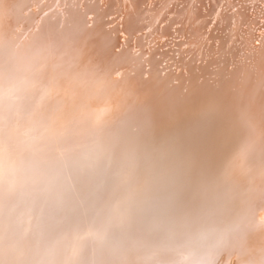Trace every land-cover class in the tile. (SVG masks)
<instances>
[{
  "label": "rangeland",
  "instance_id": "rangeland-1",
  "mask_svg": "<svg viewBox=\"0 0 264 264\" xmlns=\"http://www.w3.org/2000/svg\"><path fill=\"white\" fill-rule=\"evenodd\" d=\"M142 1L145 2L146 0ZM144 2L141 3V0H139V2L137 0H13L14 4L12 6L15 7V10L14 7H12L13 18H9L10 21H7L6 23L9 27V33L5 32L7 34H4L3 32V36L5 39L4 41L2 39L3 37L1 36L2 33L0 34V58L5 54L7 56L11 55L8 58L12 59L13 64V61H16L19 57L22 56L23 53L27 54L30 51L32 55L45 56L46 59L50 58V61L47 64V70H28L27 80H24V83L23 81L22 83L18 82L17 90L10 93V97H7L9 96L7 95V98L4 100L5 102L3 101L2 105H0V131H2L0 132V235L4 233V235L0 237V249L2 248L0 251V257H3L0 258V264H5V262L6 264H8L7 261H9V263L11 264H29V262L30 264H53V262H55L56 260L58 262H55L54 264H100L104 259H108L109 262H113V264H130L134 261L135 262L133 264H138L140 259V261L144 262H140V264H222V262L227 264L228 261H230L228 262L229 264H235L236 261V264H264V0H147L145 2L147 5H145ZM23 4L25 7H23ZM13 13H15L16 15L21 14L19 16L20 18ZM108 13L111 14H109V17L107 16ZM87 15L88 17L90 15V17L88 18ZM16 21L18 22V24H16ZM89 22L93 24V26H95V28H97L103 36V42L105 46L102 47L100 45L101 47L98 49L99 54L104 52L106 58H104L103 60H107L108 62L110 61L109 63H107V66L102 69V71H98L96 68H94L93 64H91L92 62L96 63V61L98 62L99 60V66H101L102 62L101 59H98V57H94L95 55H93L92 53L90 55L89 45H91V43L89 39H86L85 43L82 41L83 43L81 42L76 46L75 39L82 34L83 28H80L81 24L84 23L88 26V24H90ZM13 26H15V29ZM8 36L11 37L8 38ZM18 36H20L22 39ZM1 39L3 43L1 42ZM15 41L16 43H13ZM10 42H12L13 44ZM3 44L5 45V48L3 47ZM14 45L16 46L13 47ZM4 50L8 51L6 52ZM3 59L4 58H2V60ZM158 60L161 61H159L158 63ZM117 62H120V64L118 65V67H115ZM76 65L77 73L75 74V71L73 72L71 71V69H74ZM114 68H118V71L112 74V77H115L116 75H120L121 77H123L125 75H128L129 73L136 74L138 73V71L143 72L141 73V76H145V74L149 75L148 77L151 79V81H153L155 85H160V90L167 97H165L162 103L157 106L156 111L155 109H151L152 107H149L150 111H147L146 113L145 110L148 109L145 108V105L147 104L146 101L138 106V108H134V106H132L131 108L127 107V109H125V112L122 111L120 113L118 110H116L114 113V117L112 113H109L110 110L108 109V104H103L101 107L98 106L99 108L93 105L89 107L90 109L88 108L89 110L82 109L79 106L80 104L78 101L79 99L81 101V97L83 94L89 95V91L87 90L89 88H92V82L96 81L98 76H103L111 72ZM84 71H87L89 73L87 77H84ZM78 77H81L80 81ZM19 84L22 87H19ZM52 85H54L55 87ZM78 85H82V87L78 88ZM50 89L52 91V94H50ZM46 91L48 93L47 99L45 98V94L43 95V93ZM59 92H64L67 96L63 95L64 98H62L58 95ZM52 95L54 97H52ZM13 97L16 98L15 100L17 104L15 101H13ZM8 98L12 104L10 103ZM93 99L97 101L100 100L99 97H94ZM148 99L149 98H145L144 100ZM217 102L220 103H218L217 105ZM208 106L210 107V109ZM10 109L13 110L12 113L14 115L10 113ZM194 111H197V113H195ZM89 113L91 116L90 121L95 124V129L99 130L100 128L99 132L103 135H100L103 141L88 136L87 132L81 133L83 132L81 131L82 125L84 123L83 121L86 119V117H88ZM204 113L207 116H205ZM67 114H69L68 119ZM193 115L195 117H193ZM6 116L11 121L15 118V116H23L25 118V122H22L20 130H16L15 128H12L14 127L12 125V122L11 124H9L10 127H8L6 124L5 126L2 125V119ZM76 116H78V118L73 121ZM186 117L188 119H186ZM199 119H201V122ZM203 119L207 120L208 122ZM14 120L16 122L17 118ZM196 120L198 122H196ZM182 122H191V124L187 123V125L190 126L188 127L187 125H185V129L183 125L186 123L183 124ZM202 122H204V124ZM198 124L201 126H199ZM234 124L235 126H233ZM174 126L175 128H173ZM3 127H7L6 129L8 130V132ZM190 127L192 130H194V132L190 129ZM195 127L197 130L195 129ZM198 127H201L202 129L200 128V130ZM164 128L167 129H165V132ZM224 128L226 130H224ZM56 130H58V133ZM63 130L64 132H66L65 135L64 133H62ZM190 131H192V134H189L191 133ZM3 132H6V134ZM20 132L21 134H23L22 136H20ZM71 132H73L74 135L70 134ZM114 133H116V137H113ZM165 133H168V135L164 136ZM172 133L173 135H171ZM174 134H176L177 137L175 136V138H173L172 136H174ZM199 134L203 135L200 136ZM79 135L82 136L80 139L78 138ZM187 135L188 137H186ZM41 137L45 141V144H43L44 142ZM58 137L62 139H59ZM28 138H30V140ZM20 139L24 140V145L18 144ZM63 139H65L66 141ZM218 139L219 142H217ZM2 140L6 141L3 143ZM14 140L17 142H14ZM60 140H63L65 144L67 142L69 147H67V144L64 145V142L62 143ZM69 141L71 142V145ZM50 142H52L53 144ZM59 142H61V144ZM15 145L16 147H14ZM218 145L220 146L218 147ZM23 146L26 148H24ZM71 147L73 148V151L72 149H69ZM19 148H22L20 152L17 151L19 150ZM34 148L39 153L35 152L36 150ZM235 148H237V150ZM11 149H14V152ZM122 149L123 152H121ZM7 150L12 151V154ZM30 150L33 152H31ZM213 150H216L217 153L216 151L213 152ZM234 150L237 152H235L236 155L234 153ZM218 151H220V153ZM221 151L226 153L227 156ZM54 152H56L57 155ZM230 152H233L234 154ZM217 154L220 156H217ZM72 155H75L77 157ZM223 155H225V157ZM228 155L230 156V159ZM232 155L234 157L236 156L235 159H232L234 158L232 157ZM14 156L16 158L12 159ZM34 158L36 159V161L34 160ZM47 158L49 160H47ZM58 159L61 162H59ZM45 160L47 161V163ZM54 160L56 161V163L53 162ZM103 160L105 162H103ZM77 161L78 163H76ZM213 161L218 162L215 164ZM238 161L241 163L238 164ZM12 162L13 164H11ZM62 164L64 166H62ZM73 164L78 167H73ZM232 164L233 166H230ZM25 165H27L26 168L24 167ZM38 166L40 169H38L37 172ZM203 166L205 168H203ZM78 168L80 171L78 170ZM228 168L230 169L228 170ZM26 169L30 170L28 171ZM33 169L35 171H33ZM213 169L217 171H214ZM231 169L233 170V172H235V174ZM70 170L73 171L74 174L73 172L71 173ZM236 170L239 171L238 174L236 173ZM242 170L244 171L242 172ZM68 171L71 173V175ZM75 172L77 175L75 174ZM40 173L42 174V176ZM65 173H68V175H66ZM15 174H19V176H16ZM201 174L203 176H201ZM229 174L232 176H230ZM236 174L239 176V183L237 182L238 176ZM239 174L241 175V177ZM36 177L40 180H37ZM70 177L72 179L75 178V182H78H76V184H73L75 183L73 180V182L71 183L72 180L70 179ZM82 177L85 178L83 179ZM30 178L31 180H33V182H30ZM22 179L23 183L21 181ZM80 180L83 181V184L82 181L80 182ZM84 180L88 181L86 182ZM14 181L20 185L19 188V185H17ZM77 183H81V185H78ZM88 183L91 184L90 187L92 189L88 186ZM240 184L243 186H241ZM15 185L16 187H14ZM238 185L241 187V189ZM235 186H238L240 190L237 189V187L236 189H234ZM36 188H39L40 192L37 191L38 189ZM8 189L10 190V193ZM26 190H28L30 193H27L28 191L26 192ZM219 190L220 192H224L220 193ZM231 191H233L234 193ZM19 192L21 193V195ZM24 192L28 195H26ZM68 192L70 193L68 194ZM232 193L235 194L238 199L235 198V195H233L232 197ZM86 194L88 196H86ZM91 194L92 198L95 199L97 197V199H99H92L90 197ZM189 194L190 196H188ZM200 194L201 196H199ZM226 195H228V197ZM120 196L122 197V200L120 199ZM100 197L102 198V200ZM188 197H191L192 200ZM194 197L197 199L195 200ZM90 198L93 200L92 202L89 201L91 200ZM200 198L204 202H202ZM38 199L40 201H38ZM235 199L236 201H234ZM15 200H17V202ZM23 200L26 205L23 203ZM185 200L187 201V203ZM98 201L99 204L101 203L100 205L95 204ZM191 201L192 203L189 205ZM195 201L197 204L195 203ZM212 201L214 202V204L212 203ZM229 201L231 203L234 201V204L232 203L231 206V203H229ZM219 202L222 204H219ZM27 203L30 204L28 207ZM91 203L93 204V207L95 205L93 209ZM193 203L196 204L197 207ZM223 203L226 207H224ZM235 203L238 204V206ZM104 204H106L107 206ZM200 204L202 205V207L200 206ZM227 204L229 205L227 206ZM112 205L115 207H113ZM213 205L217 207H212ZM87 206L91 207L87 208ZM220 206L221 208H223V210L226 211V213L225 211L222 212L223 210L220 208ZM101 207H103V209L105 207H108L110 213H107L109 215L112 213L113 214L108 217L106 213L107 209L105 208V210H103ZM127 207L128 209L126 210ZM218 207L220 208L221 212L219 211ZM231 207L232 210H230ZM97 208L100 209L97 211ZM84 209L87 212H85ZM184 209L185 212H183ZM194 209L199 210L195 211ZM234 209L235 211H233ZM111 210L113 211L111 212ZM57 211L58 214H55L57 213ZM120 211H122L123 215ZM180 211L183 212V214ZM191 211L195 214L190 213ZM230 211L232 213H230ZM163 212L167 213H165L164 215ZM176 212L178 213L177 215H175ZM104 213L107 216H105ZM126 213H129L128 216ZM186 213L188 214L185 215ZM168 214L170 216H168ZM172 214L177 219L173 217ZM189 214L191 215V217ZM205 214L208 216H205ZM113 215H115L116 217ZM211 215H217L216 217L218 218H216L215 216V218L211 217ZM162 216L163 218L165 217L164 220ZM182 216L183 218H181ZM230 216L234 217L231 218ZM120 217L125 218V220L121 219ZM168 217L169 220H166L168 219ZM219 217H222V221H220L221 219L219 220L220 222L218 221ZM95 218L97 219V221L95 220ZM135 218L136 221H134ZM193 218H195L194 221ZM170 219H174L175 222L173 220L171 221ZM184 219L189 220L185 222ZM209 219H211L212 221ZM122 220H124L123 222H127L123 223ZM180 220L184 221L185 223L181 222ZM201 220L203 221V223ZM24 221L25 223H27L25 224ZM120 221L121 224L119 223ZM169 221L171 222L169 223ZM215 221H218L217 223L219 224H217ZM22 222L23 224L20 225V223ZM115 222H118L122 227L117 225ZM190 222L191 224L192 222H195V226H193L194 224L191 225ZM212 222L214 224L216 223L219 226L222 225L221 228L223 230L219 226H216V224L214 226ZM233 222L237 223L234 224ZM182 223L184 224L183 227H185L184 230L183 227H181L182 230L179 228V226H182L179 224ZM187 223L188 225H190H186ZM125 224L128 226L126 227ZM135 224L137 225L135 226ZM200 224H202L203 227L202 225L200 226ZM174 226L176 229L174 228ZM186 226L189 228H187ZM191 226H193L192 229L190 228ZM199 226L201 227V229ZM227 226L230 227L229 229H233L230 230V233ZM117 227L119 228V233L117 232ZM133 227L134 231H132ZM140 227L143 229L141 230L144 233L139 230ZM197 227H199V229ZM259 227H261L262 229ZM217 228L219 229V232L224 235V237L229 235V239L227 240H229V242L233 244H236V246L234 247V245H232L231 243L229 244V242H226V246H224L225 244L223 245L226 249L222 246V249L224 248V251L220 249L221 247H218L217 249L216 247L218 244L215 240L220 234ZM20 229L23 231V234ZM124 229L127 230L125 231ZM168 229H170L171 232ZM152 230L154 231L153 233L151 232ZM166 231L168 234H166ZM175 231L177 232V234L181 232V235H179L180 237L178 235H175L176 233H172ZM224 231L228 232L224 234ZM80 232L83 234H81ZM126 232L128 234H126ZM195 232L198 237L193 236ZM212 233L215 235H213ZM232 233H234L235 235ZM16 234L17 236H15ZM205 234L206 237H203V235ZM211 234L213 235V237ZM81 235H83L84 237ZM232 235L233 237H235L233 238ZM115 236L118 238V240L117 238H115ZM130 236L132 237L130 238ZM157 236L159 240L157 239ZM172 236H175V238H171ZM181 236L182 238L184 237V242L182 241ZM189 236L192 237L190 238ZM15 237L18 238L13 239ZM60 237L63 238V240H61ZM93 237L95 238L93 239ZM133 237L135 238L134 240ZM162 237L165 239H163ZM177 237L179 238V240ZM149 238H151L152 240L149 241ZM17 239H19L20 243L17 242ZM57 239L60 240L57 241ZM136 239L137 241L140 239L141 240L137 242ZM174 239L177 240L175 241ZM192 239H196V241ZM3 240L8 241L5 242L6 245L2 243ZM9 240H11V242ZM15 240L17 243L13 242ZM130 240H133V242ZM144 240L147 242L145 243ZM191 240L193 241L194 245L193 243H191ZM211 240L215 241L214 245L213 243H211ZM54 241H56L57 243H55ZM118 241H120L122 246H119ZM259 241H261V243H259ZM63 242L64 244H62ZM67 242H69V244ZM105 242L107 243V245ZM114 242L117 243L115 244ZM149 242L152 243V246ZM187 242H189L190 246L187 245ZM8 243L11 245V247ZM171 243H173L174 246ZM174 243L178 244L175 245ZM183 243L191 248L189 249L185 244V246L183 247ZM200 243L201 245H199ZM130 244L132 245V247H129L131 246ZM16 245L18 247H16ZM64 245L67 246L65 247ZM117 245L118 248H116ZM140 245L146 246L140 248V250H143L144 248L143 251L139 250V247H141ZM154 245L156 247H159L157 248L158 251L156 250V247ZM170 245L173 246V249L172 246L169 248ZM6 246L8 248H6ZM133 246L134 248L136 247V249L139 251L137 252L136 249L132 251V249H134ZM148 246L151 247L149 248ZM177 246L180 249L179 252L175 249H178ZM194 246H197V248H195ZM128 247L132 249L130 250ZM18 248L20 249L19 251ZM126 248H128V250H125ZM182 248H186V250L188 251L184 250L185 252L183 253ZM206 248L208 251L206 250ZM5 249H7V251ZM14 249L15 251L13 252ZM53 249L55 251H53ZM96 249H98V251H100L102 254L96 251ZM226 250L237 252V254L233 253L230 255L229 253L231 251L226 252ZM112 251L114 252L111 253ZM122 251L123 253L126 252V254L123 256L121 255ZM172 251L173 253L175 252V256H173ZM189 251L191 252L189 253ZM192 251L198 253H193ZM4 252H6L7 254L5 253V255ZM19 252H21V255L24 254L26 258L23 255L20 256ZM27 252L29 257L33 254L34 258L32 256L31 258H29L26 254ZM117 252L119 254V257ZM159 252L161 254H159ZM170 252L171 254H169ZM224 252L227 254H225ZM55 253H57V255H54L51 258V256ZM135 253L138 254L134 255ZM37 254L40 257L37 256ZM90 254H92L93 256H91ZM139 254L143 255H141L140 257ZM163 254H166L165 256L167 257H165ZM234 254H236L237 256L240 255V257L236 256L237 258H235V256H233ZM112 255L115 256L116 259L112 257ZM223 255H226L227 258ZM44 256L46 259L44 258ZM86 256L89 259H87ZM97 256L100 258V262L98 261L99 258ZM101 256H103L104 259L101 258ZM108 256L110 257V259L108 258ZM169 256L170 258H168ZM228 256H231V260H229ZM35 257L37 259H35ZM247 257L249 258L247 259ZM91 258H96L97 260L94 259L93 262ZM261 258L262 260L260 261ZM12 259L14 262L12 261ZM19 259H21V261H19ZM30 259H32L33 261ZM43 259H45V261H43ZM35 260L37 261L35 262ZM46 260L48 261L47 263ZM130 260H132V262Z\"/></svg>",
  "mask_w": 264,
  "mask_h": 264
},
{
  "label": "bare ground",
  "instance_id": "bare-ground-1",
  "mask_svg": "<svg viewBox=\"0 0 264 264\" xmlns=\"http://www.w3.org/2000/svg\"><path fill=\"white\" fill-rule=\"evenodd\" d=\"M15 1V0H14ZM17 1V0H16ZM20 1V0H19ZM45 1V0H44ZM116 1V0H115ZM122 1V0H121ZM138 2H139V0H137ZM147 1V0H146ZM145 1V2H146ZM159 1V0H158ZM142 2H144V1H142L141 0V3ZM144 2V3H145ZM152 2V1H151ZM39 3V2H38ZM65 3V2H64ZM67 3V2H66ZM117 3V2H116ZM219 3V2H218ZM14 3H13V0H0V34L2 33V39H3V41L5 40L4 39V34H7V33H5V32H8V29H9V27H8V25L6 24L7 23V21H10L9 20V18L11 19V17L13 18V16H12V7H14V6H12ZM22 4V3H21ZM148 4H149V2H148ZM17 5V4H16ZM26 5V4H25ZM99 5V4H98ZM136 5H137V3H136ZM139 5V4H138ZM145 5H147L146 3H145ZM208 5V4H207ZM22 6V5H21ZM34 6H35V4H34ZM43 6H44V4H43ZM23 7H25L24 6V4H23ZM113 7V6H112ZM143 7V6H142ZM41 8V7H40ZM89 8H90V6H89ZM109 8V7H108ZM202 8V7H201ZM200 8V9H201ZM43 9V8H42ZM93 9V8H92ZM14 10H15V7H14ZM76 10V9H75ZM74 10V11H75ZM89 10V9H88ZM112 10V9H111ZM142 10V9H141ZM26 11V10H25ZM42 11V10H41ZM107 11V10H106ZM113 11V10H112ZM14 12V11H13ZM18 12V11H17ZM19 12H21V11H19ZM39 12H40V10H39ZM88 12H90V11H88ZM16 13V12H15ZM15 13H13V14H15ZM99 13V12H98ZM103 13V12H102ZM141 13V12H140ZM142 13H143V11H142ZM23 14V13H22ZM79 14V13H78ZM89 14V13H88ZM109 14L110 13H108V17H109ZM113 14V13H112ZM139 14V13H138ZM16 15V14H15ZM21 15V14H20ZM20 15H16L17 17H19ZM101 15H103V14H101ZM111 15V14H110ZM207 15V14H206ZM41 16V15H40ZM81 16V15H80ZM122 16V15H121ZM17 17H16V19H17ZM61 17H62V15H61ZM72 17V16H71ZM87 17H88V15H87ZM89 17H90V15H89ZM88 17V18H89ZM97 17V16H96ZM105 17H106V15H105ZM14 18H15V16H14ZM20 18V17H19ZM23 18V17H22ZM135 18V17H134ZM24 19V18H23ZM82 19H83V17H82ZM186 19V18H185ZM3 20H4V22H3ZM14 20V19H13ZM38 20V19H37ZM73 20V19H72ZM76 20V19H75ZM88 20V19H87ZM104 20V19H103ZM184 20V19H183ZM19 21V20H18ZM41 21V20H40ZM132 21H133V18H132ZM17 22V21H16ZM15 22V23H16ZM21 22V21H20ZM38 22V21H37ZM43 22V21H42ZM25 23V22H24ZM35 23V22H34ZM90 23V22H89ZM103 23H105V22H103ZM185 23V22H184ZM183 23V24H184ZM6 24V25H5ZM14 24V23H13ZM16 24H18V22L16 23ZM78 24V23H77ZM189 24V23H188ZM191 24V23H190ZM15 25V24H14ZM21 25V24H20ZM25 25V24H24ZM48 25V24H47ZM12 26V25H11ZM188 26V25H187ZM14 27V29H15V26H13ZM17 27V26H16ZM19 27V26H18ZM71 27V26H70ZM44 28V27H43ZM80 28H83L82 29V34L81 35H79V37H77L75 40H76V46L77 45H79V43H81L82 41L85 43L86 42V39H89V41H90V43H91V45H89V53H90V55H91V53L93 54V55H95L94 57H98V59H101V62H102V65L101 66H99V60H98V62L96 61V63H91V64H93V66H94V68H96L98 71H102V69L104 68V67H106L107 66V63H109L107 60H103L104 58H106L105 57V53L103 52V53H100L99 54V48L102 46V47H104L105 46V44H104V42H103V36L101 35L102 33L97 29V28H95V26H93V24H88V26L87 25H85L84 23H82L81 24V26H80ZM27 29V28H26ZM30 29V28H29ZM7 30V31H6ZM10 30H11V28H10ZM13 30V29H12ZM25 30V29H24ZM17 31V30H16ZM34 31V30H33ZM3 32H4V34H3ZM26 32H27V30H26ZM90 32V33H89ZM121 32H122V30H121ZM9 33V32H8ZM89 33V34H88ZM186 33H187V30H186ZM21 34V33H20ZM19 34V35H20ZM36 34V33H35ZM54 34V33H53ZM180 34V33H179ZM10 35V34H9ZM126 35V34H125ZM177 35V34H176ZM217 35V34H216ZM12 36H13V34H12ZM20 36H22V35H20ZM20 36H18L19 38H21ZM52 36V35H51ZM57 36H58V34H57ZM9 37H11V36H8V38ZM17 37V36H16ZM23 37V36H22ZM83 37V38H82ZM182 37V36H181ZM216 37V36H215ZM13 38V37H12ZM122 38V37H121ZM2 39H1V42L3 43V41H2ZM18 39V38H17ZM22 39V38H21ZM85 39V40H84ZM123 39V38H122ZM181 39V38H180ZM16 40V39H15ZM19 40V39H18ZM14 41V40H13ZM31 42V41H30ZM82 42V43H83ZM1 43V44H2ZM6 43V42H5ZM4 43V44H5ZM10 43H12V42H10ZM13 43H16V41L15 42H13ZM12 43V44H13ZM3 44V47L5 48V45ZM18 44H19V42H18ZM101 45V46H100ZM185 45V44H184ZM1 46V45H0ZM9 46V45H8ZM16 45H14L13 47H15ZM75 46V47H76ZM99 46V47H98ZM7 47V46H6ZM98 47V48H97ZM116 48V47H115ZM2 49V48H1ZM8 49V48H7ZM31 49H32V47H31ZM91 49V50H90ZM11 50V49H10ZM2 51V50H1ZM4 51H6V50H4ZM8 51V50H7ZM6 51V52H7ZM29 51V50H28ZM76 51H78V50H76ZM83 51V50H82ZM105 51V50H104ZM10 52H12V51H10ZM26 52V51H25ZM4 53V52H3ZM9 53V52H8ZM7 53V54H8ZM76 53H79V52H76ZM156 53V52H155ZM31 53H30V51L26 54V53H23L22 54V56L21 57H19L16 61H13V64H12V59L11 58H8L9 56H11V55H9V56H7L6 54L3 56V57H1L0 58V67H1V69H0V105H2V103H3V101L7 98V97H10V93H12L13 91H15V90H17V88H18V82H21L22 83V81H23V83H24V80H27V71L28 70H30V71H37V70H42V69H44V70H47V64H48V62L50 61V58H45V56H35V55H30ZM1 55V54H0ZM2 58H4L3 60H2ZM79 58V57H78ZM108 59H109V57H108ZM112 59V58H111ZM156 59V58H155ZM86 60V59H85ZM106 61V62H105ZM151 61V60H150ZM156 61V60H155ZM159 61H161V60H158V63H159ZM7 62V63H6ZM81 63V62H80ZM120 64V62H117L116 63V66L115 67H118V65ZM155 65V64H154ZM152 66V65H151ZM207 67V66H206ZM205 68V67H204ZM92 70V69H91ZM71 71H75L74 73L76 74L77 73V65L74 67V69H71ZM118 71V68H114L111 72H109V73H107V74H105V75H103V76H98V78H97V80L96 81H93L92 82V88H89L87 91H89V95H85V94H83L82 95V97H81V101H80V99H79V106L82 108V109H87V110H89L90 108L89 107H91V106H96L97 108H99L98 106H102L103 104H108V109L110 110L109 111V113H112V115H113V117H114V113H115V111L116 110H118L120 113L122 112V111H126L125 109H127V107H132V106H134V108H138V106H140L144 101H146L147 102V104L145 105V108H148V109H146L145 110V113L147 112V111H150L149 110V107L151 108V109H155V111L157 110V106H159V104L160 103H162V101L165 99V97H167L166 95H164V93L160 90V85H155L154 84V82L153 81H151V79L148 77L149 75H147V74H145V76H141V73H143V72H141V71H138V73H136V74H131V73H129L128 75H125V76H123V77H121L120 75H116L115 77H112L111 75L112 74H114L115 72H117ZM90 72V71H89ZM92 72V71H91ZM34 73V72H33ZM69 75V74H68ZM84 77H87L88 75H89V73L87 72V71H84ZM97 75V74H96ZM95 75V76H96ZM61 78V77H60ZM78 79H79V81L81 80V77H78ZM63 80V79H62ZM89 80H90V78H89ZM54 81V80H53ZM61 81V80H60ZM96 82H97V84H96ZM20 83V84H21ZM19 84V87H22L21 85ZM175 84V83H174ZM61 85V84H60ZM176 85V84H175ZM52 86H54V85H52ZM51 86V87H52ZM69 86V85H68ZM55 87V86H54ZM53 87V88H54ZM80 87H82V85H78V88H80ZM84 87V86H83ZM178 87V86H177ZM180 87V86H179ZM72 88V87H71ZM69 89V88H68ZM84 89V88H83ZM22 90V89H21ZM49 90V89H48ZM54 90V89H53ZM56 90V89H55ZM26 91V90H25ZM43 92V91H42ZM52 91H51V89H50V94H52L51 93ZM56 92V91H55ZM19 94V93H18ZM25 94V93H24ZM23 94V95H24ZM27 94V93H26ZM45 94V98L47 99L48 98V93H47V91L46 92H44L43 93V95ZM49 94V95H50ZM7 95H9V96H7ZM58 95L60 96V97H62V98H64V96H67L64 92H59L58 93ZM64 95V96H63ZM7 96V97H6ZM18 97V96H17ZM21 97V96H20ZM52 97H54L53 95H52ZM94 97H99V101H97V100H95V99H93ZM14 98V97H13ZM24 98V97H23ZM22 98V99H23ZM27 98V97H26ZM145 98H149L148 100H144ZM16 98H14V100L13 101H15L16 102V100H15ZM25 99V98H24ZM28 99V98H27ZM50 99H51V97H50ZM59 99H61V98H59ZM97 99V98H96ZM8 100H9V98H8ZM10 101V100H9ZM28 101V100H27ZM26 101V102H27ZM212 101V100H211ZM217 101V100H216ZM219 101V100H218ZM5 102V101H4ZM7 102V101H6ZM55 102V101H54ZM205 102V101H204ZM10 103H11V101H10ZM218 103H220V102H217V105H218ZM8 104H9V102H8ZM12 104V103H11ZM16 104H17V102H16ZM195 104V103H194ZM197 105V104H196ZM209 105H211V104H209ZM7 106H9V105H7ZM42 106V105H41ZM216 106V105H215ZM1 107V106H0ZM15 107V106H14ZM209 107V106H208ZM5 108V107H4ZM8 108V107H7ZM18 108V107H17ZM89 108V109H88ZM198 108V107H197ZM213 108V107H212ZM220 108V107H219ZM6 109V108H5ZM13 109V108H12ZM12 109H10L11 110V112L10 113H12ZM63 109V108H62ZM65 109V108H64ZM121 109H123V110H121ZM209 109H210V107H209ZM0 110H1V108H0ZM16 110V109H15ZM65 111V110H64ZM63 111V112H64ZM206 111H208V110H206ZM5 112V111H4ZM7 112H9V111H7ZM6 112V113H7ZM33 112V111H32ZM89 112V111H88ZM195 113H197V111H194ZM210 112V111H209ZM9 113V114H10ZM38 113V112H37ZM203 113V112H202ZM211 113V112H210ZM8 114V113H7ZM6 114V115H7ZM13 114V113H12ZM65 114H66V112H65ZM207 114V113H206ZM209 114V113H208ZM214 114V113H213ZM14 115V114H13ZM12 115V116H13ZM19 115V114H18ZM51 115V114H50ZM111 115V114H110ZM186 115V114H185ZM189 115V114H188ZM191 115V114H190ZM204 115H205V113H204ZM211 115V114H210ZM4 116H5V114H4ZM27 116V115H26ZM68 116H69V114H67V119H68ZM199 116V115H198ZM198 116H196V117H198ZM201 116V115H200ZM205 116H207V115H205ZM217 116V115H216ZM180 117H181V115H180ZM193 117H195L194 115H193ZM209 117H211V116H209ZM17 118V121L15 122V120L14 119H16ZM78 118V116H76L74 119H73V121H75L76 119ZM192 118V117H191ZM203 118V117H202ZM201 118V119H202ZM212 118H213V116H212ZM217 118V117H216ZM14 119H12V121L11 120H9L8 119V117L6 116V117H3V119H2V125H4L5 126V124L8 126V127H10V125L9 124H11V122H12V125L14 126V127H12V128H15L16 130H20L21 129V126H22V122L25 120V118L23 117V116H15V118ZM31 119V118H30ZM90 119H91V116H90V113H89V115H88V117H86V119L83 121L84 123H83V125H82V128H81V131H83V132H81V133H84V132H87L88 133V136H90V137H92V138H97L98 140H102V138H101V136L100 135H102V134H100V132H99V130H100V128H99V130H96L95 129V124L93 123V122H91L90 121ZM186 119H188L187 117H186ZM201 119H199L200 120V122H201ZM206 119H207V117H206ZM209 119V118H208ZM215 119V118H214ZM28 120V119H27ZM79 120H81V119H79ZM179 120V119H178ZM203 120H205V119H203ZM212 120V119H211ZM57 121V120H56ZM185 121V120H184ZM188 121V120H187ZM190 121V120H189ZM205 121H207V120H205ZM204 121V122H205ZM235 121V120H234ZM14 122H15V124H14ZM25 122V121H24ZM30 122V121H29ZM40 122V121H39ZM66 122V121H65ZM195 122V121H194ZM196 122H198L197 120H196ZM195 122V123H196ZM204 122H202L203 124H204ZM208 122V121H207ZM220 122V121H219ZM238 122V121H237ZM78 123V122H77ZM180 123V122H179ZM183 123V122H182ZM184 123H186V122H184ZM183 123V124H184ZM188 124L190 123L191 124V122H187ZM187 123L186 124H184L183 126H184V128H185V125H187ZM195 123H194V125H195ZM201 123V124H202ZM211 123V122H210ZM24 124V123H23ZM56 124V123H55ZM174 124V123H173ZM193 124V123H192ZM208 124V123H207ZM1 125V126H2ZM11 125V126H12ZM32 125H34V124H32ZM51 125V124H50ZM67 125V124H66ZM170 125V124H169ZM182 125V124H181ZM193 125V126H194ZM199 125V124H198ZM68 126H69V124H68ZM165 126H167V125H165ZM188 126V125H187ZM190 126V125H189ZM188 126V127H189ZM199 126H201V125H199ZM206 126V125H205ZM222 126V125H221ZM233 126H235V124L233 125ZM30 127V126H29ZM60 127V126H59ZM63 127V126H62ZM87 127V128H86ZM3 128H5V127H3ZM2 128V129H3ZM7 128V127H6ZM5 128V129H6ZM27 128H28V126H27ZM71 128V127H70ZM163 128V127H162ZM167 128V127H166ZM166 128H164V132L167 130ZM173 128H175V126L173 127ZM194 128V127H193ZM199 128V127H198ZM201 128V127H200ZM199 128V129H200ZM207 128H208V126H207ZM4 129V130H5ZM9 129V128H8ZM63 129V128H62ZM61 129V130H62ZM166 129V130H165ZM172 129V128H171ZM186 129V128H185ZM188 129V128H187ZM190 129H191V127H190ZM195 129H196V127H195ZM202 129V128H201ZM200 129V130H201ZM3 130V131H4ZM7 130V129H6ZM53 130V129H52ZM69 130V129H68ZM170 130V129H169ZM173 130H175V129H173ZM192 130V129H191ZM197 130V129H196ZM224 130H226L225 128H224ZM231 130V129H230ZM12 131V130H11ZM57 131V133H58V130H56ZM72 131V130H71ZM117 131V130H116ZM115 131V132H116ZM156 131V130H155ZM184 131V130H183ZM189 131V130H188ZM193 132H194V130H192ZM192 131H190L191 133H189V134H192ZM221 131V130H220ZM0 132H2V131H0ZM7 132H8V130H7ZM26 132V131H25ZM42 132V131H41ZM68 132V131H67ZM70 132V131H69ZM162 132H163V130H162ZM167 132H169V131H167ZM172 132V131H171ZM176 132V131H175ZM201 132V131H200ZM242 132V131H241ZM3 133H5L6 134V132H3ZM2 133V134H3ZM10 133V132H9ZM62 133H64V135H65V133L66 132H64V130L62 131ZM117 133V132H116ZM116 133H114L113 134V137H116L115 135H116ZM197 133V132H196ZM221 133V132H220ZM20 134H21V132H20ZM55 134V133H54ZM61 134V133H60ZM70 134H73V132H71ZM179 134V133H178ZM185 134V133H184ZM194 134V133H193ZM8 135V134H7ZM23 134H21L20 136H22ZM34 135V134H33ZM63 135V136H64ZM67 135H68V133H67ZM74 135V134H73ZM77 135V134H76ZM158 135H162V134H158ZM168 135V133L166 134L165 133V135L164 136H167ZM171 135H173V133L171 134ZM200 135V134H199ZM198 135V136H199ZM201 135H203V134H201ZM200 135V136H201ZM221 135H223V134H221ZM1 136V135H0ZM4 136V135H3ZM15 136H16V134H15ZM53 136V135H52ZM103 136V135H102ZM175 136H176V134H174V136H172L173 138H175ZM205 136V135H204ZM219 136V135H218ZM217 136V137H218ZM13 137V136H12ZM36 137V136H35ZM40 137V136H39ZM68 137V136H67ZM73 137H75V136H73ZM82 136H78V138L80 139ZM161 137V136H160ZM177 137V136H176ZM186 137H188V135L186 136ZM191 137V136H190ZM221 137V136H220ZM232 137V136H231ZM239 137V136H238ZM6 138V137H5ZM32 138V137H31ZM37 138V137H36ZM45 138V137H44ZM47 138V137H46ZM59 138V137H58ZM70 138V137H69ZM68 138V139H69ZM77 138V137H76ZM105 138V137H104ZM159 138V137H158ZM201 138V137H200ZM227 138V137H226ZM237 138V137H236ZM17 139V138H16ZM29 140H30V138H28ZM41 139L43 140V138L41 137ZM59 139H62V138H59ZM74 139V138H73ZM168 139H171V138H168ZM232 139H233V137H232ZM40 140V139H39ZM63 140H65V139H63ZM61 141L62 143L64 142V141ZM66 140H67V138H66ZM65 140V141H66ZM71 140V139H70ZM76 140V139H75ZM74 140V141H75ZM92 140V139H91ZM234 140V139H233ZM3 141V140H2ZM6 141V140H5ZM5 141H3V143L5 142ZM33 141V140H32ZM35 141H36V139H35ZM41 141V140H40ZM46 141H47V139H46ZM74 141H73V143H74ZM103 141V140H102ZM109 141V140H108ZM155 141V140H154ZM226 141V140H225ZM14 142H17V141H15L14 140ZM29 142V141H28ZM44 142V143H43ZM43 144H45V141L43 140ZM55 142H56V140H55ZM54 142V143H55ZM61 142H59L60 144H61ZM87 142V141H86ZM207 142V141H206ZM216 142V141H215ZM217 142H219V139H218V141ZM222 142V141H221ZM234 142V141H233ZM7 143V142H6ZM24 143V140H19V142H18V144H20V145H24L23 144ZM26 143V142H25ZM32 143V142H31ZM31 143H29V144H31ZM36 143V142H35ZM49 143V142H48ZM50 143H52V142H50ZM69 143H70V145H71V142L69 141ZM85 143V142H84ZM205 143V142H204ZM232 143V142H231ZM230 143V144H231ZM53 144V143H52ZM58 144V143H57ZM66 144H67V142H66ZM65 144V142H64V145H66ZM87 144V143H86ZM90 144V143H89ZM211 144V143H210ZM234 144V143H233ZM0 145H1V142H0ZM14 145V144H13ZM35 145V144H34ZM51 145V144H50ZM49 145V146H50ZM56 145V144H55ZM80 145V144H79ZM108 145V144H107ZM4 146V145H3ZM2 146V147H3ZM12 146V145H11ZM37 146V145H36ZM39 146V145H38ZM45 146V145H44ZM57 146H59V145H57ZM62 146V145H61ZM216 146V145H215ZM220 145H218V147H219ZM1 147V146H0ZM14 147H16V145L14 146ZM14 147H11V148H14ZM24 147V146H23ZM67 147H69V145L67 144ZM73 147V146H72ZM69 148V149H72V151H73V148ZM77 147H79V146H77ZM214 147V146H213ZM213 147H212V149H213ZM217 147V148H218ZM227 147V146H226ZM225 147V148H226ZM230 147H232V146H230ZM234 147V146H233ZM236 147V146H235ZM24 148H26V147H24ZM37 148V147H36ZM46 148H47V146H46ZM45 148V149H46ZM58 148H60V147H58ZM66 148V147H65ZM215 148V147H214ZM223 148V147H222ZM3 149V148H2ZM22 149V148H21ZM20 148H19V150H17V149H15V150H17L18 152H20V150H21ZM35 149V148H34ZM44 149V150H45ZM48 149H49V147H48ZM54 149V148H53ZM76 149V148H75ZM79 149V148H78ZM124 149V148H123ZM123 149H122V151L121 152H123ZM212 149H211V151H212ZM216 149V148H215ZM229 149H231V148H229ZM234 149V148H233ZM236 150H237V148H235ZM1 150V149H0ZM11 150H13V152H14V149H11ZM36 150V149H35ZM56 150V149H55ZM62 150V149H61ZM217 150V149H216ZM216 150H213V152L214 151H216ZM219 150V149H218ZM223 150H225V149H223ZM7 151H9V150H7ZM24 151V150H23ZM31 151V150H30ZM43 151V150H42ZM57 151V150H56ZM64 151V150H63ZM210 151V152H211ZM228 151V150H227ZM11 154H12V151H9ZM16 152V151H15ZM31 152H33V151H31ZM35 152H38L37 150L35 151ZM69 152V151H68ZM76 152V151H75ZM212 152V153H213ZM219 153H220V151H218ZM222 152V151H221ZM236 151L234 150V153H235ZM1 153V152H0ZM28 153V152H27ZM39 153V152H38ZM38 153H36V154H38ZM42 153V152H41ZM55 154H56V152H54ZM61 153H62V151H61ZM60 153V154H61ZM71 153V152H70ZM127 153V152H126ZM216 153H217V151H216ZM223 154H225L226 156H227V154L226 153H224V152H222ZM228 153V152H227ZM230 153H232V154H234L233 152H230ZM237 153V152H236ZM236 153H235V155H236ZM16 154V153H15ZM19 154V153H18ZM17 154V155H18ZM33 154V153H32ZM49 154V153H48ZM51 154V153H50ZM124 154V153H123ZM211 154V153H210ZM22 155V154H21ZM52 155V154H51ZM57 155V154H56ZM62 155V154H61ZM64 155V154H63ZM225 155H223L224 157H225ZM230 155V154H229ZM228 155V157H229V159H230V156ZM7 156V155H6ZM19 156V155H18ZM25 156V155H24ZM37 156V155H36ZM45 156V155H44ZM54 156V155H53ZM52 156V157H53ZM66 156V155H65ZM68 156H70V155H68ZM72 156H75V155H72ZM217 156H220V155H218L217 154ZM222 156V155H221ZM58 157H59V155H58ZM57 157V158H58ZM75 157H77V156H75ZM86 157V156H85ZM215 157V156H214ZM232 157H234L233 155H232ZM231 157V158H232ZM236 157V156H235ZM235 157L234 158H232V159H235ZM2 158V157H1ZM8 158V157H7ZM16 157L14 156L12 159H15ZM43 158V157H42ZM41 158V159H42ZM49 158H51V157H49ZM72 158V157H71ZM80 158V157H79ZM216 158V157H215ZM220 158H222V157H220ZM227 158V157H226ZM239 158V157H238ZM28 159H29V157H28ZM60 159V158H59ZM58 159V160H59ZM78 159V158H77ZM81 159V158H80ZM5 160V159H4ZM11 160V159H10ZM24 160V159H23ZM34 160L36 161V159L34 158ZM47 160H49L48 158H47ZM52 160V159H51ZM50 160V161H51ZM69 160V159H68ZM211 160V159H210ZM213 160H216V159H213ZM218 160V159H217ZM222 160V159H221ZM238 160V159H237ZM8 161V160H7ZM6 161V162H7ZM14 161V160H13ZM28 161V160H27ZM33 161V160H32ZM39 161V160H38ZM43 161V160H42ZM46 161V160H45ZM56 161H57V159H56ZM56 161L54 160L53 162H55L56 163ZM63 161V160H62ZM76 161V160H75ZM230 161V160H229ZM15 162H16V160H15ZM59 162H61L60 160H59ZM59 162H57V163H59ZM70 162V161H69ZM102 162V161H101ZM103 162H105L104 160H103ZM212 162V161H211ZM214 162V161H213ZM218 162V161H217ZM217 162H214L215 164L217 163ZM222 162V161H221ZM234 162V161H233ZM3 163H5V162H3ZM2 163V164H3ZM24 163V162H23ZM35 163V162H34ZM40 163V162H39ZM44 163V162H43ZM46 163H47V161H46ZM68 163V162H67ZM76 163H78V161L76 162ZM236 163V162H235ZM241 162H239L238 161V164H240ZM11 164H13V162L11 163ZM22 164V163H21ZM28 164V163H27ZM32 164H33V162H32ZM38 164V163H37ZM49 164V163H48ZM70 164V163H69ZM103 164V163H102ZM206 164V163H205ZM204 164V165H205ZM210 164V163H209ZM220 164V163H219ZM244 164V163H243ZM23 165V164H22ZM35 165V164H34ZM51 165H52V163H51ZM74 165V164H73ZM101 165V164H100ZM223 165H224V163H223ZM226 165H227V162H226ZM229 165V164H228ZM236 165V164H235ZM242 165V164H241ZM21 166V165H20ZM26 166L27 165H25L24 167L26 168ZM33 166V165H32ZM31 166V167H32ZM45 166V165H44ZM62 166H64L63 164H62ZM61 166V167H62ZM67 166V165H66ZM69 166V165H68ZM218 166V165H217ZM230 166H233V164L232 165H230ZM4 167V166H3ZM14 167H15V164H14ZM19 167V166H18ZM23 167V168H24ZM50 167V166H49ZM73 167H78V166H73ZM102 167V166H101ZM209 167V166H208ZM213 167V166H212ZM216 167V166H215ZM220 167H221V165H220ZM16 168H17V166H16ZM20 168V167H19ZM18 168V169H19ZM28 168V167H27ZM36 168V167H35ZM53 168V167H52ZM56 168H58V167H56ZM65 168V167H64ZM67 168H70V167H67ZM74 168V169H75ZM112 168V167H111ZM203 168H205L204 166H203ZM206 168H207V166H206ZM17 169V170H18ZM22 169V168H21ZM21 169H20V171H21ZM38 169H40L39 168V166H38V168H37V172H38ZM62 169V168H61ZM105 169V168H104ZM114 169V168H113ZM131 169V168H130ZM212 169V168H211ZM223 169V168H222ZM225 169V168H224ZM230 168H228V170H229ZM242 169H244V168H242ZM259 169H261V168H259ZM26 170H28V169H26ZM30 170V169H29ZM28 170V171H29ZM68 170V169H67ZM78 170H79V168H78ZM112 170V169H111ZM214 171H217V170H215V169H213ZM232 170V169H231ZM248 170V169H247ZM19 171V172H20ZM33 171H35L34 169H33ZM54 171V170H53ZM71 171V170H70ZM74 171H76V170H74ZM80 171V170H79ZM106 171V170H105ZM104 171V172H105ZM203 171V170H202ZM244 170H242V172H243ZM23 172V171H22ZM32 172V171H31ZM66 172V171H65ZM69 172V171H68ZM73 171H71V173H72ZM88 172V171H87ZM100 172H102V171H100ZM107 172V171H106ZM232 172H233V170H232ZM238 172L239 171H237L236 170V173L238 174ZM241 172V173H242ZM248 172V171H247ZM70 173V172H69ZM71 173H70V175H71ZM79 173V172H78ZM203 173V172H202ZM234 174H235V172H233ZM232 173V174H233ZM25 174V173H24ZM41 174V173H40ZM48 174V173H47ZM66 175H68V173H65ZM73 174H74V172H73ZM75 174H76V172H75ZM94 174V173H93ZM102 174V173H101ZM233 174V175H234ZM236 174V175H237ZM245 174V173H244ZM247 174V173H246ZM13 175V174H12ZM16 175V174H15ZM18 176H19V174H17ZM16 175V176H17ZM27 175V174H26ZM28 175H29V173H28ZM65 175V176H66ZM77 175V174H76ZM84 175V174H83ZM91 175H92V171H91ZM97 175V174H96ZM106 175V174H105ZM111 175V174H110ZM109 175V176H110ZM230 175V174H229ZM240 175V174H239ZM41 176H42V174H41ZM73 176V175H72ZM108 176V175H107ZM201 176H203L202 174H201ZM210 176V175H209ZM208 176V177H209ZM230 176H232V175H230ZM238 176V175H237ZM75 177V176H74ZM102 177V176H101ZM106 177V176H105ZM235 177V176H234ZM233 177V178H234ZM240 177H241V175H240ZM243 177V176H242ZM246 177V176H245ZM13 178V177H12ZM16 178V177H15ZM41 178V177H40ZM69 178V177H68ZM83 179L85 178V177H82ZM203 178V177H202ZM207 178V177H206ZM210 178V177H209ZM232 178V177H231ZM3 179V178H2ZM35 179V178H34ZM36 179H37V177H36ZM49 179V178H48ZM70 179L72 180L71 181V183L73 182V180L75 179V178H71L70 177ZM78 179V178H77ZM80 179V178H79ZM238 183H239V176H238ZM245 179V178H244ZM243 179V180H244ZM14 180V179H13ZM30 180V182L32 181L33 182V180H31V178L29 179ZM28 180V181H29ZM37 180H40V179H37ZM231 180V179H230ZM246 180V179H245ZM22 181V183H23V179L21 180ZM64 181V180H63ZM70 181V180H69ZM82 180H80V182H81ZM84 181H86V180H84ZM88 181V180H87ZM86 181V182H87ZM89 181H91V180H89ZM205 181V180H204ZM208 181V180H207ZM236 181V180H235ZM240 181H241V179H240ZM4 182H5V180H4ZM15 182V181H14ZM13 182V183H14ZM50 182V181H49ZM74 182H75V180H74ZM76 182H78V181H76ZM76 182L75 183H73V184H76ZM85 182V183H86ZM127 182V181H126ZM234 182V181H233ZM232 182V183H233ZM10 183V182H9ZM16 183V182H15ZM27 183V182H26ZM63 183V182H62ZM124 183V182H123ZM203 183H206V182H203ZM237 183V184H238ZM241 183H242V181H241ZM243 183H244V181H243ZM17 184V183H16ZM20 184H21V182H20ZM78 184V183H77ZM82 184H83V181H82ZM89 184V183H88ZM87 184V185H88ZM126 184V183H125ZM231 184V183H230ZM235 184V183H234ZM233 184V185H234ZM17 185H19V184H17ZM37 185V184H36ZM48 185V184H47ZM78 185H81V183L80 184H78ZM128 185H130V184H128ZM133 185V184H132ZM207 185H208V183H207ZM241 185V184H240ZM28 186H31V185H28ZM73 186V185H72ZM83 186V185H82ZM89 187L91 186V184H89L88 185ZM205 186V185H204ZM204 186H203V188H204ZM239 186V185H238ZM238 186H235V188L234 189H236V187H237V189H239V187ZM241 186H243V185H241ZM14 187H16V185L14 186ZM14 187H13V189H14ZM20 187V185L18 186V188ZM22 187V186H21ZM74 187V186H73ZM78 187V186H77ZM81 187V186H80ZM88 187V188H89ZM94 187V186H93ZM221 187V186H220ZM224 187V186H223ZM230 187V186H229ZM26 188H28V187H26ZM68 188V187H67ZM75 188V187H74ZM91 188V187H90ZM202 188V189H203ZM207 188V187H206ZM205 188V189H206ZM231 188H233V187H231ZM6 189V188H5ZM12 189V188H11ZM16 189V188H15ZM21 189V188H20ZM35 189V188H34ZM36 189H38L37 191H39L40 189L39 188H36ZM47 189H48V187H47ZM84 189V188H83ZM86 189V188H85ZM92 189V188H91ZM130 189V188H129ZM133 189V188H132ZM240 189H241V187H240ZM239 189V190H240ZM29 190V189H28ZM28 190H26V192L28 191ZM32 190V189H31ZM68 190V189H67ZM72 190V189H71ZM76 190V189H75ZM78 190H79V188H78ZM120 190V189H119ZM122 190V189H121ZM8 191H9V193H10V190L8 189ZM15 191V190H14ZM55 191H57V190H55ZM66 191V190H65ZM90 191V190H89ZM124 191V190H123ZM202 191H204V190H202ZM235 191V190H234ZM243 191V190H242ZM11 192H12V190H11ZM40 192V191H39ZM74 192V191H73ZM79 192H80V190H79ZM92 192V191H91ZM91 192H89V193H91ZM102 192V191H101ZM219 192H220V190H219ZM218 192V193H219ZM224 191H222V192H220V193H223ZM231 192H233V191H231ZM239 192V191H238ZM237 192V193H238ZM241 192V191H240ZM20 193V192H19ZM25 193V192H24ZM27 193H30L29 191L27 192ZM27 193H25L26 195H28ZM34 193V192H33ZM59 193V192H58ZM70 192H68V194H69ZM77 193V192H76ZM93 193V192H92ZM113 193V192H112ZM205 193V192H204ZM227 193V192H226ZM234 193V192H233ZM231 194L232 195V197H233V195H235V194ZM38 194V193H37ZM36 194V195H37ZM65 194V193H64ZM75 194V193H74ZM88 194V193H87ZM86 194V196H88ZM198 194V193H197ZM241 194V193H240ZM240 194H239V197H240ZM19 195V194H18ZM20 195H21V193H20ZM25 195V196H26ZM30 195V194H29ZM34 195V194H33ZM98 195V194H97ZM102 195V194H101ZM222 195V194H221ZM220 195V196H221ZM24 196V197H25ZM42 196H44V195H42ZM69 196V195H68ZM67 196V197H68ZM76 196V195H75ZM94 196H95V194H94ZM122 196H123V194H122ZM134 196V195H133ZM188 196H190V194L188 195ZM191 196H193V195H191ZM199 196H201V194L199 195ZM203 196V195H202ZM227 197H228V195H226ZM236 196V195H235ZM9 197V196H8ZM12 197V196H11ZM10 197V198H11ZM38 197V196H37ZM59 197H60V195H59ZM62 197V196H61ZM70 197V196H69ZM71 197H73V196H71ZM77 197V196H76ZM79 197V196H78ZM91 198H92V194H91V196H90ZM114 197V196H113ZM121 197V196H120ZM198 197V196H197ZM205 197V196H204ZM15 198V197H14ZM20 198V197H19ZM22 198V197H21ZM28 198V197H27ZM65 198V197H64ZM86 198V197H85ZM84 198V199H85ZM90 198V199H91ZM101 198V197H100ZM131 198V197H130ZM139 198V197H138ZM189 198V197H188ZM191 198V197H190ZM189 198V199H190ZM195 198V197H194ZM202 198V197H201ZM200 198V200H202ZM223 198V197H222ZM235 198H237V196L235 197ZM39 199H41V198H39ZM38 199V201H40ZM63 199V198H62ZM71 199V198H70ZM76 199V198H75ZM79 199V198H78ZM78 199H77V202H78ZM92 199H94V198H92ZM89 200V201H93V200ZM96 200H98L97 199V197L95 198ZM94 199V200H95ZM104 199V198H103ZM113 199V198H112ZM121 200H122V197L120 198ZM125 199V198H124ZM133 199V198H132ZM197 198H195V200H196ZM234 199V198H233ZM232 199V200H233ZM238 199V198H237ZM240 199V198H239ZM5 200V199H4ZM7 200V199H6ZM22 200V199H21ZM30 200H31V197H30ZM83 200V199H82ZM101 200H102V198H101ZM126 200H128V199H126ZM140 200V199H139ZM191 200H192V198H191ZM214 200V199H213ZM218 200V199H217ZM231 200V199H230ZM8 201V200H7ZM14 201V200H13ZM12 201V202H13ZM16 202H17V200H15ZM74 201V200H73ZM79 201H81V200H79ZM88 201V202H89ZM111 201V200H110ZM113 201V200H112ZM116 201V200H115ZM186 201V200H185ZM220 201V200H219ZM221 201H223V200H221ZM234 201H236V199L234 200ZM233 201V202H234ZM16 202H14V203H16ZM30 202V201H29ZM42 202V201H41ZM96 202V201H95ZM103 202V201H102ZM105 202V201H104ZM119 202V201H118ZM122 202V201H121ZM184 202V201H183ZM201 202V201H200ZM202 202H204L203 200H202ZM209 202V201H208ZM218 202V201H217ZM227 202V201H226ZM232 202V203H233ZM19 203H20V201H19ZM23 203H24V200H23ZM83 203V202H82ZM84 203H85V201H84ZM87 203V202H86ZM90 203V202H89ZM120 203V202H119ZM186 203H187V201H186ZM189 203V202H188ZM192 203V201L189 203V205ZM195 203H196V201H195ZM212 203L214 204V202L212 201ZM229 203H231L230 201H229ZM232 203H231V206H232ZM25 204V203H24ZM37 204V203H36ZM56 204V203H55ZM61 204V203H60ZM68 204H69V202H68ZM92 204V203H91ZM95 204H99V201L97 202V203H95ZM101 204V203H100ZM99 204V205H100ZM113 204V203H112ZM116 204V203H115ZM118 204V203H117ZM194 204V203H193ZM192 204V205H193ZM197 204V203H196ZM196 204H194L195 206H196ZM215 204H216V200H215ZM218 204V203H217ZM219 204H222V203H220L219 202ZM234 204V203H233ZM236 204V203H235ZM16 205V204H15ZM18 205V204H17ZM21 205V204H20ZM26 205V204H25ZM30 204H28L27 203V207L29 206ZM76 205H77V203H76ZM88 205V204H87ZM104 205H106V204H104ZM114 205V204H113ZM112 205V206H113ZM137 205V204H136ZM223 205H224V207H226L225 206V204L223 203ZM229 204H227V206H228ZM237 206H238V204H236ZM242 205V204H241ZM1 206V205H0ZM19 206V205H18ZM39 206V205H38ZM70 206V205H69ZM85 206V205H84ZM84 206H83V208H84ZM92 206V209L95 207V205H94V207H93V204L91 205ZM91 206H89V207H91ZM107 206V205H106ZM109 206V205H108ZM120 206V205H119ZM124 206V205H123ZM128 206V205H127ZM187 206H188V204H187ZM198 206H199V203H198ZM200 206L202 207V205L200 204ZM215 205H213L212 207H214ZM222 206V205H221ZM221 206H220V208H221ZM235 206V205H234ZM233 206V207H234ZM22 207V206H21ZM81 207H82V204H81ZM88 206H87V208H89ZM100 207V206H99ZM113 207H115V206H113ZM117 207V206H116ZM134 207V206H133ZM194 207V206H193ZM197 207V206H196ZM207 207V206H206ZM205 207V208H206ZM215 207H217V206H215ZM13 208V207H12ZM23 208V207H22ZM26 208V207H25ZM24 208V209H25ZM69 208V207H68ZM86 208V207H85ZM86 208V209H87ZM102 209H103V207H101ZM106 208V207H105ZM105 208L103 209V210H105ZM110 208V207H109ZM120 208V207H119ZM140 208V207H139ZM143 208V207H142ZM189 208V207H188ZM219 208V207H218ZM217 208V209H218ZM220 208H219V211H220ZM228 208V207H227ZM19 209V208H18ZM27 209V208H26ZM54 209V208H53ZM91 209V208H90ZM89 209V210H90ZM91 209V210H92ZM100 208H97V211L99 210ZM107 210H108V207L106 208ZM114 209V208H113ZM128 209V207L126 208V210ZM172 209V208H171ZM175 209V208H174ZM203 209H204V207H203ZM202 209V210H203ZM215 209V208H214ZM222 210H223V208H221ZM236 209V208H235ZM235 209L233 210V211H235ZM10 210V209H9ZM23 210V209H22ZM79 210H82V209H79ZM106 210V213L108 212V213H110L109 212V210L107 211ZM118 210V209H117ZM125 210V211H126ZM139 210V209H138ZM190 210V209H189ZM193 210V209H192ZM195 210V209H194ZM197 210H199V209H197ZM197 210H195V211H197ZM230 210H232V207H231V209ZM24 211H27V210H24ZM65 211V210H64ZM84 211L85 212H87L85 209H84ZM93 211V210H92ZM113 210H111V212H112ZM164 211H166V210H164ZM167 211H168V209H167ZM172 211V210H171ZM173 211H175V210H173ZM183 211V210H182ZM225 210H223L222 212H224ZM19 212V211H18ZM23 212V211H22ZM30 212V211H29ZM82 212V211H81ZM90 212V211H89ZM121 213H122V211H120ZM128 212V211H127ZM137 212V211H136ZM161 212V211H160ZM159 212V213H160ZM181 212V211H180ZM183 212H185V209H184V211ZM183 212H181L182 214H183ZM186 212H187V209H186ZM221 212V211H220ZM2 213H3V211H2ZM8 213V212H7ZM21 213V212H20ZM26 213V212H25ZM24 213V214H25ZM95 213V212H94ZM99 213V212H98ZM97 213V214H98ZM107 213V215H108V217L110 216V215H112V214H108ZM115 213H117V212H115ZM114 213V214H115ZM140 213V212H139ZM164 213V215H165V213H167V212H163ZM162 213V214H163ZM168 213H169V211H168ZM190 213H193V214H195L194 212H190ZM217 213V212H216ZM219 213V212H218ZM225 213H226V211H225ZM230 213H232L231 211H230ZM237 213V212H236ZM1 214V213H0ZM55 214H58V211H57V213H55ZM83 214V213H82ZM88 214V213H87ZM91 214V213H90ZM90 214H89V216H90ZM127 214V216H128V214L129 213H126ZM126 214H125V216H126ZM142 214V213H141ZM161 214V215H162ZM178 213L176 212V214L175 215H177ZM182 214H180V215H182ZM188 213H186L185 215H187ZM214 214V213H213ZM224 214V213H223ZM228 214H229V211H228ZM227 214V215H228ZM4 215V214H3ZM69 215V214H68ZM104 215H105V213H104ZM107 215H105V216H107ZM116 215V214H115ZM115 215H113V216H115ZM120 215V214H119ZM122 215H123V213H122ZM144 215V214H143ZM163 215V216H164ZM173 215V214H172ZM190 215V214H189ZM188 215V216H189ZM197 215H199V214H197ZM200 215H202V214H200ZM210 215V214H209ZM218 215H220V214H218ZM6 216V215H5ZM29 216V215H28ZM30 216H31V214H30ZM58 216V215H57ZM59 216H60V214H59ZM87 216V215H86ZM159 216H160V214H159ZM163 216H162V218H163ZM168 216H170L169 214H168ZM184 216V215H183ZM183 216L181 217V218H183ZM205 216H208V215H206L205 214ZM215 216V215H214ZM213 215H211V217H214ZM217 216V215H216ZM215 216V217H216ZM234 216H236V215H234ZM233 216V217H234ZM34 217V216H33ZM65 217V216H64ZM107 217V218H108ZM116 217V216H115ZM117 217H119V216H117ZM124 217V216H123ZM146 217V216H145ZM153 217V216H152ZM151 217V218H152ZM172 217V216H171ZM173 217H175L174 215H173ZM190 217H191V215H190ZM194 217V216H193ZM196 217H198V216H196ZM200 217H202V216H200ZM214 217V218H215ZM223 217V216H222ZM221 217V218H222ZM225 217H226V215H225ZM229 217V216H228ZM231 218H233L232 216H230ZM19 218V217H18ZM38 218V217H37ZM51 218V217H50ZM59 218V217H58ZM57 218V219H58ZM62 218V217H61ZM92 218H94V217H92ZM121 219H124L125 220V218H122V217H120ZM127 218V217H126ZM141 218V217H140ZM154 218V217H153ZM152 218V219H153ZM165 218V217H164ZM164 218H163V220H164ZM176 218V217H175ZM181 218H179V219H181ZM186 218V217H185ZM189 218V217H188ZM208 218V217H207ZM214 218H212V219H214ZM216 218H218V217H216ZM220 217H219V219H218V221L221 219ZM28 219V218H27ZM89 219V218H88ZM177 219V218H176ZM187 219V218H186ZM190 219V218H189ZM188 219V220H189ZM194 219L195 218H193V221H194ZM206 219V218H205ZM23 220V219H22ZM60 220V219H59ZM64 220V219H63ZM95 220L97 221V219L95 218ZM115 220H116V218H115ZM114 220V221H115ZM120 220V219H119ZM124 220H122V222L124 221ZM146 220H148V219H146ZM157 220V219H156ZM159 220V219H158ZM166 220H169V217H168V219H166ZM171 220V219H170ZM173 221H174V219H172ZM171 220V221H172ZM183 220V219H182ZM185 220V219H184ZM188 220H185V222H187ZM198 220H200V219H198ZM209 220H211V219H209ZM216 220V219H215ZM227 220V219H226ZM232 220V219H231ZM234 220V219H233ZM45 221H46V219H45ZM108 221H109V219H108ZM134 221H136V218H135V220ZM171 221H169V223L171 222ZM181 221V220H180ZM191 221V220H190ZM202 221V220H201ZM206 221V220H205ZM212 221V220H211ZM210 221V222H211ZM214 221V220H213ZM217 221V222H218ZM220 221H222V219L220 220ZM219 221V222H220ZM230 221V220H229ZM4 222V221H3ZM20 222H21V219H20ZM88 222H90V221H88ZM127 222V221H126ZM126 222H123V223H126ZM130 222V221H129ZM128 222V223H129ZM158 222V221H157ZM175 222V221H174ZM177 222H178V220H177ZM181 222H184V221H181ZM184 222V223H185ZM198 222H200V221H198ZM216 222V221H215ZM216 222V223H217ZM227 222V221H226ZM6 223V222H5ZM8 223V222H7ZM24 223H25V221H24ZM27 223V222H26ZM25 223V224H26ZM65 223V222H64ZM94 223V222H93ZM92 223V224H93ZM116 223V222H115ZM120 224H121V221L119 222ZM119 223L117 222L116 224L117 225H119ZM132 223H133V221H132ZM138 223V222H137ZM161 223H162V221H161ZM168 223V222H167ZM180 223V222H179ZM189 223V222H188ZM188 223L186 224V225H188ZM195 223V222H194ZM193 222H192V224H194ZM202 223H203V221H202ZM205 223V222H204ZM213 223V222H212ZM215 223V224H216ZM234 223V222H233ZM237 223V222H236ZM236 223H234V224H236ZM23 224V222L22 223H20V225H22ZM110 224V223H109ZM115 224V225H116ZM142 224H143V222H142ZM156 224V223H155ZM159 224V223H158ZM172 224V223H171ZM177 224V223H176ZM190 224H191V222H190ZM189 224V225H190ZM191 224V225H192ZM197 224V223H196ZM214 224V223H213ZM215 224H214V226H215ZM217 224H219V223H217ZM216 224V226H219V225H217ZM227 224V223H226ZM225 224V225H226ZM231 224V223H230ZM6 225V224H5ZM63 225V224H62ZM114 225V224H113ZM123 225V224H122ZM126 225V224H125ZM137 224H135V226H136ZM161 225V224H160ZM174 225H175V223H174ZM178 225V224H177ZM179 225H182V226H179V228L181 229V227H183L184 226V224L182 223V224H179ZM188 225V226H189ZM199 225V224H198ZM202 224H200V226H201ZM204 225H206V224H204ZM211 225V224H210ZM233 225V224H232ZM19 226V225H18ZM24 226H26V225H24ZM81 226V225H80ZM79 226V227H80ZM119 226H121V225H119ZM128 225H126V227H127ZM133 226V225H132ZM140 226H141V222H140ZM142 226H144V225H142ZM154 226V225H153ZM159 226V225H158ZM169 226V225H168ZM172 226V225H171ZM193 226H195V224L193 225ZM193 226H191L190 228L192 229V227ZM199 226V227H200ZM212 226V225H211ZM234 226V225H233ZM20 227V226H19ZM22 227V226H21ZM36 227V226H35ZM82 227H84V226H82ZM122 227V226H121ZM151 227V226H150ZM149 227V228H150ZM170 227V226H169ZM187 227V226H186ZM199 227H197L198 229H199ZM202 227H203V225H202ZM208 227V226H207ZM213 227V226H212ZM220 228L222 227V225L221 226H219ZM223 227H224V225H223ZM228 227V229L230 228L229 226H227ZM25 228V227H24ZM62 228V227H61ZM60 228V229H61ZM64 228V227H63ZM118 228V227H117ZM117 228H115V229H117ZM131 228V227H130ZM138 228V227H137ZM137 228H135V229H137ZM156 228V227H155ZM158 228V227H157ZM172 228V227H171ZM174 228H175V226H174ZM173 228V229H174ZM184 228L185 227H183V230H184ZM187 228H189V227H187ZM195 228V227H194ZM209 228V227H208ZM259 228H261V227H259ZM12 229V228H11ZM19 229V228H18ZM22 229V228H21ZM20 229V231L22 232V234H23V229L21 230ZM58 229V228H57ZM82 229V228H81ZM142 228L140 227V229L139 230H141ZM166 229V228H165ZM176 229V228H175ZM179 229V230H180ZM197 229V230H198ZM200 229H201V227H200ZM218 229V228H217ZM222 229V228H221ZM227 229V228H226ZM225 229V230H226ZM232 229V228H231ZM231 229H229V233H230V230ZM262 229V228H261ZM5 230V229H4ZM78 230H79V228H78ZM84 230V229H83ZM113 230H114V228H113ZM125 230V229H124ZM127 230V229H126ZM125 230V231H126ZM143 230V229H142ZM141 230V231H142ZM148 230H150V229H148ZM163 230V229H162ZM168 230H170V229H168ZM182 230V229H181ZM180 230V231H181ZM197 230H196V232H197ZM214 230H215V228H214ZM223 230V229H222ZM233 230V229H232ZM7 231V230H6ZM19 231V232H20ZM52 231V230H51ZM59 231V230H58ZM132 231H134V227H133V230ZM138 231V230H137ZM141 231H139V232H141ZM145 231V230H144ZM156 231V230H155ZM173 231V230H172ZM179 231V232H180ZM185 231H187V230H185ZM192 231V230H191ZM190 231V232H191ZM193 231H194V229H193ZM192 231V232H193ZM199 231V230H198ZM208 231V230H207ZM211 231V230H210ZM217 231V230H216ZM75 232V231H74ZM78 232V231H77ZM82 232V231H81ZM80 232V233H81ZM115 232V231H114ZM118 233H119V228H118V231H117ZM123 232V231H122ZM131 232V231H130ZM152 233L154 232L153 230L151 231ZM164 232V231H163ZM162 232V233H163ZM170 232H171V230H170ZM189 232V231H188ZM196 232H195V234L193 235L192 233V235L193 236H197L196 235ZM218 232H219V229H218ZM222 232V231H221ZM228 232V231H227ZM226 231H224V234L225 233H227ZM264 232V231H263ZM25 233V232H24ZM60 233V232H59ZM63 233V232H62ZM61 233V234H62ZM142 233H144L143 231H142ZM147 233V232H146ZM149 233V232H148ZM172 233H176L175 235H181V232L179 233V234H177V232L175 231V232H172ZM183 233V232H182ZM200 233V232H199ZM205 233H208V232H205ZM216 233V232H215ZM220 233V232H219ZM223 233V232H222ZM235 233V232H234ZM234 233H232V234H234ZM252 233V232H251ZM8 234V233H7ZM21 234V233H20ZM81 234H83V233H81ZM122 234V233H121ZM126 234H128L127 232H126ZM134 234V233H133ZM139 234H141V233H139ZM166 234H168L167 233V231H166ZM170 234V233H169ZM184 234H187V233H184ZM189 234V233H188ZM203 234V233H202ZM210 234V233H209ZM213 234V233H212ZM211 234V235H212ZM218 234V233H217ZM4 235V233H2L1 235H0V237H2ZM14 235V234H13ZM18 235H19V233H18ZM132 235V234H131ZM136 235H137V233H136ZM144 235V234H143ZM153 235V234H152ZM213 235H215V234H213ZM213 235H212V237H213ZM235 235V234H234ZM15 236H17V234L15 235ZM21 236V235H20ZM53 236V235H52ZM81 236H83V235H81ZM81 236H80V238H81ZM111 236V235H110ZM118 236V235H117ZM119 236H120V234H119ZM128 236V235H127ZM139 236V235H138ZM146 236H147V234H146ZM145 236V237H146ZM148 236H149V234H148ZM160 236V235H159ZM163 236V235H162ZM168 236V235H167ZM183 236V235H182ZM182 236H181V238H182ZM185 236V235H184ZM206 237V234L205 235H203V237ZM229 236V235H228ZM228 236H225L224 237V235H222L221 233L217 236V239L215 240L216 242H217V249H218V247L220 248V249H222V246L224 245V246H226V244L229 242V240H227V239H229L228 238ZM250 236V235H249ZM258 236H259V234H258ZM6 237V236H5ZM5 237H3V238H5ZM13 237V236H12ZM19 237V236H18ZM18 237H15V238H13V239H16V238H18ZM65 237V236H64ZM68 237V236H67ZM84 237V236H83ZM114 237V236H113ZM126 237V236H125ZM132 236H130V238H131ZM151 237V236H150ZM175 238V236H172L171 238ZM180 237V236H179ZM190 238L192 237V236H189ZM198 237V236H197ZM201 237V236H200ZM212 237H211V239H212ZM227 237V238H226ZM232 237H233V235H232ZM235 237V236H234ZM233 237V238H234ZM2 238V239H3ZM7 238V237H6ZM8 238H9V236H8ZM61 238V237H60ZM90 238V237H89ZM95 237H93V239H94ZM110 238V237H109ZM115 238H117L116 236H115ZM140 238V237H139ZM144 238V237H143ZM163 238V237H162ZM178 238V237H177ZM184 238V237H183ZM183 238H182V241H183ZM194 238V237H193ZM196 238V237H195ZM233 238H231V239H233ZM20 239H22V238H20ZM68 239H70V238H68ZM113 239V238H112ZM135 238L133 237V240H134ZM154 239H155V237H154ZM157 239H158V236H157ZM156 239V240H157ZM163 239H165V238H163ZM162 239V240H163ZM187 239V238H186ZM209 239V238H208ZM248 239H249V237H248ZM256 239V238H255ZM254 239V240H255ZM1 240V239H0ZM18 241V243H20L19 242V239H17ZM58 240H60V239H57V241ZM61 240H63V238H61ZM66 240V239H65ZM83 240V239H82ZM81 240V241H82ZM89 240H92V239H89ZM104 240V239H103ZM117 240H118V238H117ZM117 240H115V241H117ZM133 240H130V241H132L133 242ZM141 240V239H140ZM140 240H138L137 241V239H136V241L137 242H139ZM145 240H148V239H145ZM144 240V242L146 243L147 241H145ZM150 240H152L151 238H149V241ZM159 240V239H158ZM161 240V239H160ZM175 240V239H174ZM177 240V239H176ZM175 240V241H176ZM178 240H179V238H178ZM192 240H194V241H196V239H192ZM191 240V241H192ZM210 240V239H209ZM10 242H11V240H9ZM23 241V240H22ZM51 241V240H50ZM80 241V240H79ZM109 241V240H108ZM112 241V240H111ZM121 241V240H120ZM120 241H118V243H119V246L121 245V243H120ZM129 241V242H130ZM171 241V240H170ZM169 241V242H170ZM174 241V242H175ZM188 241H190V240H188ZM215 241H213V240H211V243H213V245H214V242ZM231 241H233V240H231ZM237 241H238V239H237ZM248 241V240H247ZM250 241V240H249ZM1 242V241H0ZM5 242H8V241H4L3 240V242L2 243H4L5 245H6V243ZM13 242H15V243H17L16 242V240L15 241H13ZM55 243H57L56 241H54ZM122 242H125V241H122ZM132 242H131V244H132ZM135 242V241H134ZM142 242H143V240H142ZM164 242V241H163ZM178 242V241H177ZM180 242V241H179ZM184 242V241H183ZM186 242V241H185ZM210 242V241H209ZM227 242V243H226ZM234 242H235V240H234ZM66 243V242H65ZM68 244H69V242H67ZM73 243V242H72ZM106 243V242H105ZM110 243V242H109ZM112 243V242H111ZM115 244L117 243V242H114ZM150 243V242H149ZM149 243H147V244H149ZM153 243H155V242H153ZM191 243H193V241L191 242ZM202 243H204V242H202ZM231 242H229V244H230ZM259 243H261V241H259ZM3 244V245H4ZM9 244V243H8ZM7 244V245H8ZM62 244H64V242L62 243ZM100 244V243H99ZM124 244V243H123ZM127 244V243H126ZM130 244V245H131ZM134 244V243H133ZM144 244V243H143ZM152 243H150V245H151ZM172 245H173V243H171ZM175 244V243H174ZM178 244V243H177ZM177 244H175V245H177ZM185 243H183V247L186 245H184ZM207 244V243H206ZM210 244V243H209ZM232 245H234V247L236 246V244H233V243H231ZM264 244V243H263ZM106 245H107V243H106ZM105 245V246H106ZM125 245V244H124ZM142 245V244H141ZM140 245V246H141ZM164 245V244H163ZM168 245V244H167ZM172 245H170L169 246V248L172 246ZM187 245H189V242H187ZM186 245V246H187ZM193 245H194V243H193ZM192 245V246H193ZM196 245V244H195ZM199 245H201V243L199 244ZM208 245V244H207ZM9 246L11 247V245L9 244ZM19 246H20V244H19ZM25 246V245H24ZM57 246V245H56ZM55 246V247H56ZM59 246V245H58ZM61 246V245H60ZM63 246V245H62ZM65 246V245H64ZM67 246V245H66ZM65 246V247H66ZM69 246V245H68ZM91 246V245H90ZM98 246H100V245H98ZM109 246V245H108ZM107 246V247H108ZM116 246V245H115ZM122 246V245H121ZM143 246H145V245H143ZM143 246H141V247H139V250H140V248H142ZM152 246V245H151ZM150 246V247H151ZM155 246V245H154ZM160 246H161V244H160ZM174 246V245H173ZM173 246H172V249H173ZM180 246V245H179ZM190 246V245H189ZM198 246V245H197ZM197 246L195 247V248H197ZM206 246V245H205ZM223 246V247H224ZM1 247H3V246H1ZM16 247H18L17 245H16ZM28 247V246H27ZM49 247H51V246H49ZM54 247V248H55ZM64 247V248H65ZM102 247V246H101ZM112 247V246H111ZM127 247V246H126ZM129 247H132V245L131 246H129ZM128 247V248H129ZM137 247H138V245H137ZM146 247V246H145ZM149 247V246H148ZM149 247V248H150ZM156 247V246H155ZM178 247V246H177ZM188 247V246H187ZM203 247V246H202ZM207 247V246H206ZM228 247H230V246H228ZM6 248H8L7 246H6ZM13 248V247H12ZM11 248V249H12ZM15 248V247H14ZM19 248H21V247H19ZM18 248V251L20 250ZM52 248H53V246H52ZM63 248V249H64ZM109 248V247H108ZM116 248H118V245H117V247ZM115 248V249H116ZM119 248H121V247H119ZM128 248H126L125 250H128ZM133 248H134V246H133ZM152 248H154V247H152ZM152 248H151V250H152ZM157 248H159V247H156V250H157ZM160 248H162V247H160ZM164 248V247H163ZM168 248V249H169ZM181 248V247H180ZM189 248V247H188ZM191 248V247H190ZM189 248V249H190ZM193 248V247H192ZM195 248H194V250H195ZM209 248V247H208ZM225 248V247H224ZM224 248L222 249L223 251H224ZM252 248V247H251ZM257 248V247H256ZM264 248V247H263ZM2 249V248H1ZM1 249H0V251H1ZM28 249V248H27ZM101 249V248H100ZM99 249V250H100ZM113 249V248H112ZM114 249V250H115ZM124 249V248H123ZM122 249V250H123ZM130 249V248H129ZM132 249V248H131ZM130 249V250H131ZM136 249V247L134 248V249H132V251L133 250H135ZM147 249V248H146ZM145 249V250H146ZM165 249V248H164ZM163 249V250H164ZM167 249V250H168ZM176 250H178V252L180 251V249H179V247H178V249L177 248H175ZM174 249V250H175ZM183 249V248H182ZM213 249V248H212ZM211 249V250H212ZM226 249V248H225ZM227 249H229V248H227ZM243 249V248H242ZM262 249V248H261ZM6 251H7V249H5ZM58 250V249H57ZM106 250V249H105ZM111 250V249H110ZM120 250V249H119ZM119 250H118V252H119ZM139 250H137L136 249V251L138 252ZM143 250H144V248H143ZM143 250H140V251H143ZM148 250V249H147ZM151 250H149V251H151ZM163 250H162V252H163ZM184 250H186V248L185 249H183V253L185 252ZM197 250H201V249H197ZM206 250H207V248H206ZM214 250V249H213ZM221 250V251H222ZM241 250V249H240ZM3 251V250H2ZM15 251V249L13 250V252ZM22 251V250H21ZM27 251V250H26ZM42 251V250H41ZM52 251V250H51ZM53 251H55L54 249H53ZM52 251V252H53ZM67 251V250H66ZM65 251V252H66ZM96 251H98V249H96ZM117 251V250H116ZM131 251V252H132ZM154 251V250H153ZM152 251V252H153ZM158 251V250H157ZM169 251V250H168ZM186 251H188V250H186ZM208 251V250H207ZM217 251V250H216ZM219 251V250H218ZM228 250H226V252H227ZM231 251V250H230ZM230 251H228V252H230ZM12 252V251H11ZM24 252H25V249H24ZM24 252H22V253H24ZM29 252V251H28ZM28 252L26 253L27 254V256H28ZM39 252V251H38ZM98 252H100V251H98ZM109 252V251H108ZM107 252V253H108ZM114 251H112L111 253H113ZM118 252H117V254H118ZM128 252V251H127ZM177 252V251H176ZM191 251H189V253H190ZM193 252V251H192ZM195 252V251H194ZM193 252V253H194ZM202 252V251H201ZM204 252H205V250H204ZM239 252V251H238ZM1 253V252H0ZM3 253V252H2ZM6 252H4V254H5ZM18 253V252H17ZM16 253V254H17ZM21 252H19V254H20ZM45 253H47V252H45ZM49 253V252H48ZM72 253V252H71ZM101 253V252H100ZM99 253V254H100ZM116 253V252H115ZM122 254V256L123 255H125L126 254V252L125 253H123V251L121 252ZM140 253V252H139ZM146 253V252H145ZM182 253V252H181ZM195 253H198V252H195ZM207 253V252H206ZM221 253V252H220ZM225 253V252H224ZM223 253V254H224ZM233 253H236L237 254V252H230L229 254L231 255V254H233ZM240 253H241V251H240ZM247 253V252H246ZM7 254V253H6ZM5 254V255H6ZM10 254V253H9ZM25 254V255H26ZM30 254V253H29ZM52 254V253H51ZM96 254H97V252H96ZM95 254V255H96ZM102 254V253H101ZM106 254V253H105ZM109 254V253H108ZM117 254H116V256H117ZM132 254V253H131ZM136 254H138V253H135L134 255H136ZM159 254H161L160 252H159ZM169 254H171V252L169 253ZM172 254H173V256H175L174 254H175V252L173 253V251H172ZM176 254H178V253H176ZM203 254V253H202ZM209 254V253H208ZM225 254H227V253H225ZM236 254H234L233 256H235V258H237V257H240V255L239 256H237ZM3 255V254H2ZM1 255V256H2ZM11 255H13V254H11ZM23 256H24V254H22ZM21 254H20V256H22ZM54 255H57V253H55V254H53L52 256H51V258L54 256ZM63 255H65V254H63ZM67 255V254H66ZM91 256H93L92 254H90ZM140 255V254H139ZM141 255H143V254H141ZM141 255H140V257H141ZM164 256L166 255V254H163ZM196 255V254H195ZM214 255V254H213ZM241 255H242V253H241ZM244 255V254H243ZM9 256V255H8ZM17 256H19V255H17ZM31 256L33 257V254L32 255H30V257L29 258H31ZM35 256V255H34ZM37 256H39L38 254H37ZM85 256V255H84ZM83 256V257H84ZM90 256V257H91ZM98 256H100V255H98ZM97 256V257H98ZM106 256V255H105ZM104 256V257H105ZM121 256V257H122ZM138 256V255H137ZM136 256V257H137ZM152 256V255H151ZM161 256V255H160ZM160 256H158V257H160ZM171 256V255H170ZM170 256L168 257V258H170ZM198 256H199V254H198ZM224 256V255H223ZM226 256V255H225ZM224 256V257H225ZM237 256V257H236ZM5 257V256H4ZM10 257V256H9ZM25 257V256H24ZM40 257V256H39ZM38 257V258H39ZM43 257V256H42ZM59 257V256H58ZM88 257H89V255H88ZM112 257H114L115 258V256H113L112 255ZM118 257H119V254H118ZM127 257H129V256H127ZM126 257V258H127ZM139 257V258H140ZM165 257H167V256H165ZM164 257V258H165ZM212 257V256H211ZM229 257V256H228ZM259 257V256H258ZM0 258H3V257H0ZM8 258V257H7ZM19 258V257H18ZM23 258V257H22ZM21 258V259H22ZM26 258V257H25ZM29 258H27V259H29ZM34 258V257H33ZM44 258H45V256H44ZM50 258V259H51ZM85 258V257H84ZM86 258H87V256H86ZM99 258V257H98ZM101 258H103V256H101ZM108 258L110 259V257L108 256ZM130 258H131V255H130ZM133 258V257H132ZM135 258V257H134ZM198 258V257H197ZM214 258H216V257H214ZM213 258V259H214ZM226 258H227V256H226ZM231 258V256L229 257V260H231L230 259ZM235 258H234V260H235ZM242 258V257H241ZM249 257H247V259H248ZM6 259V258H5ZM21 259H19V261H21ZM35 259H37L36 257H35ZM40 259V258H39ZM39 259H38V261H39ZM46 259V258H45ZM45 259H43V261H45ZM87 259H89V258H87ZM92 259V258H91ZM95 260H97L96 258H94ZM94 259H92V261L94 260ZM104 259V258H103ZM116 259V258H115ZM120 259H122V258H120ZM119 259V260H120ZM129 259V258H128ZM127 259V260H128ZM137 259V258H136ZM144 259V258H143ZM160 259V258H159ZM186 259V258H185ZM212 259V258H211ZM222 259V258H221ZM246 259V258H245ZM8 260H10V259H8ZM18 260V259H17ZM30 260H32V259H30ZM42 260V259H41ZM53 260H54V258H53ZM100 260V258L98 259V261ZM133 260V259H132ZM132 260H130L131 262H132ZM141 260V259H140ZM139 260V263H138V261H137V263L138 264H140V262H142V261H140ZM163 260V259H162ZM224 260V259H223ZM222 260V261H223ZM226 260V259H225ZM233 260V261H234ZM262 260V258L260 259V261ZM12 261H13V259H12ZM33 261V260H32ZM37 260H35V262H36ZM43 261H40V262H43ZM85 261V260H84ZM83 261V262H84ZM102 261V260H101ZM160 261V260H159ZM167 261V260H166ZM169 261V260H168ZM209 261H211V260H209ZM227 261V260H226ZM246 261V260H245ZM244 261V262H245ZM14 262V261H13ZM16 262V261H15ZM24 262H26V261H24ZM28 262H29V260H28ZM48 261L46 260V263H47ZM55 262H58L57 260L55 261ZM55 262H53V264L55 263ZM70 262V261H69ZM81 262V261H80ZM89 262V261H88ZM94 262V261H93ZM100 262V261H99ZM114 262H115V260H114ZM120 262V261H119ZM135 262V261H134ZM133 262V263H134ZM148 262V261H147ZM163 262H165V261H163ZM172 262H174V261H172ZM182 262V261H181ZM228 262H230V261H228ZM227 262V264H229ZM237 262V261H236ZM236 262H235V264H236ZM4 263V262H3ZM7 263L8 264H11V263H9V261H7ZM17 263V262H16ZM23 263V262H22ZM34 263V262H33ZM39 263V262H38ZM60 263V262H59ZM82 263V262H81ZM113 264V262L111 263V262H109V260L108 259H104L100 264ZM127 263H129V262H127ZM133 263H130V264H133ZM142 263H144V262H142ZM150 263V262H149ZM168 263H170V262H168ZM221 263V262H220ZM224 262H222V264H223ZM242 263V262H241ZM247 263V262H246ZM5 264H6V262H5ZM28 264V263H27ZM29 264H30V262H29ZM32 264V263H31ZM40 264H42V263H40ZM85 264V263H84ZM97 264H99V263H97ZM115 264H118V263H115ZM123 264V263H122ZM151 264V263H150ZM165 264V263H164ZM225 264V263H224ZM234 264V263H233ZM244 264V263H243Z\"/></svg>",
  "mask_w": 264,
  "mask_h": 264
}]
</instances>
